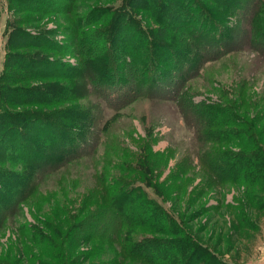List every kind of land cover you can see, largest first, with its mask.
<instances>
[{
  "label": "rangeland",
  "instance_id": "obj_1",
  "mask_svg": "<svg viewBox=\"0 0 264 264\" xmlns=\"http://www.w3.org/2000/svg\"><path fill=\"white\" fill-rule=\"evenodd\" d=\"M202 1L222 11L231 32L238 29L231 37L245 31L243 40L233 43L237 49L220 50L204 59L190 31L182 25L178 30L169 23L162 26L146 9L129 7V0H0V114L6 118L10 114V122H21L22 131L37 132L51 123L13 119L12 110L36 114L58 109L59 116L84 132L87 140L84 152L57 167L55 158L40 168L27 159L0 162L2 171L18 174L8 179L3 175L2 184L10 181L19 186L23 181L28 188L22 191L32 190L0 220L4 264H57L61 255L66 264H96L121 258L123 246L133 238H163L145 225H102L103 230L88 221L106 209L107 190L128 188L144 190L219 262L264 264V178L247 177L242 171L225 176L211 167L215 161L225 167L219 162L224 157L216 160L213 153L238 151L240 139H216L219 135L208 133L205 124L197 130L186 123L177 97L134 94L115 106L119 101L98 88L102 72L91 68L95 62L91 58L121 7L145 29L159 26L164 36L175 38L189 54L199 53L198 72L176 96L186 103L229 101L236 122H247L256 140L264 142V134H258L264 128V0H250L245 13L238 10L241 0H233L237 7L221 0ZM177 21L173 18L170 23L176 26ZM119 44L115 43L118 50ZM32 57L34 65L38 59L53 62L51 70L27 73L24 59ZM144 57L121 54L128 69L138 72ZM145 83L143 78L140 86ZM23 86L37 93L23 90L22 99H40L38 93L45 92L44 101L15 103L17 89ZM4 107L12 112L6 113ZM30 142L43 154V140ZM8 190L0 201L22 192L12 186ZM83 220L89 231L78 227ZM120 264L143 263L124 257Z\"/></svg>",
  "mask_w": 264,
  "mask_h": 264
},
{
  "label": "trees",
  "instance_id": "obj_2",
  "mask_svg": "<svg viewBox=\"0 0 264 264\" xmlns=\"http://www.w3.org/2000/svg\"><path fill=\"white\" fill-rule=\"evenodd\" d=\"M224 1L228 5L235 4L236 7L239 5L233 0H221L219 2L223 3ZM136 2L138 0H129V7L146 9L150 13L148 16L155 18L156 22L158 21L161 25L169 23L176 30L182 25L186 30L190 31L201 47L204 59L209 56L215 57L212 55L220 50L233 51L237 49L239 46H234L233 43L237 40L239 42L242 41L246 35L245 31L242 30L240 37H231L232 33H235L238 29L231 32V29L226 26V20L222 19V11H217L216 8L206 1L143 0V3ZM250 2V0H241L238 10L240 12H248ZM120 8L117 7L118 11L116 10L112 16L107 33L98 47V53L93 54L94 57L91 58V60L95 61L91 68L94 71L102 72L98 88L111 98L119 101L114 104L115 106L125 103L134 94L135 96L145 94L151 98L157 96L162 97V99L177 97V101L183 109V119L186 123L194 124L193 126H196L197 130L199 126L201 127L202 124H205L208 133L219 135V138L216 139H225L224 141L240 139L238 151L227 150L223 151L222 155L213 153L216 160L224 157L223 161L219 162L223 163L226 168H222L219 163L216 164L218 161L213 163L212 168L218 169L225 176L242 171L247 177L264 178V142L256 140V134L251 131L247 122L242 125L236 122L233 116L235 112L231 108L229 101L213 102L212 104L192 101L186 103L181 95L176 96L185 81L198 72L197 68L200 67L202 59L196 62L195 56L199 58V53L189 54L188 51L179 46V42L174 40L175 38L173 39L167 34L164 36V29L159 26L153 28L148 25L145 29V26L140 24L139 19L132 16L131 12H127L124 9L120 11ZM173 18L178 19L176 26H174L175 23L174 25L172 22L170 23ZM115 43H120L117 46L120 50L116 48ZM139 53L145 55L142 60L144 62L140 66L141 69L139 67V72L136 68L128 69L124 63L125 59L121 58V54H129L134 57ZM33 59L34 57L24 59V63L29 66L25 65V67L29 68L26 69L27 73L32 71L31 74L39 75L38 71L47 72L51 70L49 67L53 65V62L46 59H35L34 65ZM91 68L87 71L91 70ZM143 78H145L146 83L144 86H140ZM172 79L174 81L171 82ZM17 90L18 94L15 100L17 102L15 103L28 104L30 102L42 103L44 101L43 94L45 92H42V94L38 93L41 96L40 99L30 100L29 98H21L23 95L22 91H27L29 95H32L37 93L35 89L23 86ZM185 103L187 106H185ZM5 109L7 110L6 113L14 111L12 112L14 114L12 116L13 119L21 116L22 120L28 119L30 123L47 121L51 124L37 132L22 131L21 122H17V120L10 122L11 115L7 114L6 118V115L1 113L0 162L2 160L14 161L16 159L25 162L31 160V163L34 162L33 164L40 168L46 166L47 162L55 158L57 161L53 163H57L54 166L57 167L66 158L74 157L84 152V147H86L87 143L86 134L64 121L59 116L61 112L58 109L36 114L11 111V109L4 107ZM219 117L228 119L223 122ZM5 120L8 122L5 123ZM262 130L257 131L258 134H264V128ZM33 139L36 141L39 139L43 140V144L41 143V149H44L43 154H39L38 151L40 149L37 150L31 144L30 141ZM34 153L36 154L33 155ZM3 175L7 179L10 175L18 177L16 176L18 175L16 171L5 172L0 168V179ZM9 182L2 184L0 180V196H3V198L9 195L8 187L10 188V186L14 187V190L21 191L28 188V182L24 185L22 181L19 186H13V183ZM31 192L32 190H23L12 195L10 201L1 200L0 220L6 218L8 212L12 211L15 201H20L21 198ZM106 194L108 198L105 204L106 209L103 211L100 209V217L96 215L88 220L97 229L104 230L106 226L117 225L131 227L138 224L145 225L144 227L149 228L153 232L157 231L160 235H163V238H153V236L140 237L144 238L140 240H137L139 237L133 238L128 245V242H126L123 246L122 252L124 253L121 254V258L111 257L96 264H120L124 257L141 261L143 264H224L219 262L217 257L208 251L206 247L202 246L194 236L187 235L172 216L156 200L149 197L144 190H134V188L107 190ZM85 220L80 222L78 227L89 231V226ZM102 225L106 226L103 227ZM55 260H57V264H66L68 261L62 255ZM0 264L4 263L0 260Z\"/></svg>",
  "mask_w": 264,
  "mask_h": 264
}]
</instances>
